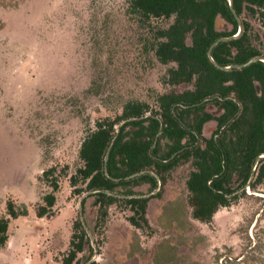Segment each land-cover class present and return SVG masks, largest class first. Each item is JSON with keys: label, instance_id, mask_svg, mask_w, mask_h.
<instances>
[{"label": "rangeland", "instance_id": "374dc122", "mask_svg": "<svg viewBox=\"0 0 264 264\" xmlns=\"http://www.w3.org/2000/svg\"><path fill=\"white\" fill-rule=\"evenodd\" d=\"M33 3L0 0V7L9 13L19 12L21 5L24 8L22 16H7V25L0 22V104L5 119L12 122L5 131L20 136L36 151L34 163L21 169H0V218L8 200L28 209L26 217L10 222L0 264H60L78 219L94 248L91 255L85 246L79 255L81 264L89 259L96 264H264V194L248 192L252 196L219 209L210 223H200L193 219L187 203L188 165L177 168L161 195L150 200L149 231L127 222L131 213L120 200L109 207L105 226H96L94 197L74 193L69 184V176L81 165L82 139L97 120L119 115L128 101L154 105L155 95L165 90L160 80L166 67L154 56L148 29L127 13L125 0L117 19L111 21L118 30L110 26L112 13L99 28L93 15L88 29L81 26L74 37L78 47L69 45L58 9L45 0L29 10ZM37 13L39 18L29 23ZM215 26L218 31L229 29L220 18ZM72 56L80 58L81 68L87 65L75 83L74 76L61 77L58 71L63 60ZM58 91L63 94L57 96ZM60 101L72 107V118L57 119L56 114L64 111L57 107ZM206 111L214 116L221 113L214 104H208ZM53 120L57 131H52ZM205 126L204 136L209 137L216 123ZM50 167L68 177L59 180L51 216L39 219L38 205L50 191L41 176ZM148 188L141 184L133 190L147 194ZM260 189L264 193V182Z\"/></svg>", "mask_w": 264, "mask_h": 264}, {"label": "trees", "instance_id": "16d2710c", "mask_svg": "<svg viewBox=\"0 0 264 264\" xmlns=\"http://www.w3.org/2000/svg\"><path fill=\"white\" fill-rule=\"evenodd\" d=\"M127 13L148 29L156 60L166 67L163 92L154 105L131 100L114 118L95 122L80 144L81 165L69 176L74 193L94 197L96 226L104 227L109 207L120 200L131 213L127 222L146 231L149 202L159 197L171 174L188 165L185 180L187 203L194 220L208 224L221 208L240 199L264 194V63L242 69L221 70L208 58L211 45L220 38L212 59L222 67L264 58V0H125ZM229 29L218 31L216 19ZM181 90H178L181 88ZM214 104L221 113L206 111ZM214 121L209 137L204 127ZM56 167L42 172L50 189L42 197L36 216L50 217L56 204L59 180L66 172ZM255 172L251 179L252 172ZM148 185V193L133 188ZM79 187V188H78ZM251 192V194H248ZM84 203V200H82ZM25 204L8 200L0 218V249L8 242L12 220L26 217ZM93 239L80 219L72 225L67 252L60 264H81ZM98 253V252H97ZM84 264H96L87 260Z\"/></svg>", "mask_w": 264, "mask_h": 264}, {"label": "clouds", "instance_id": "9594fccd", "mask_svg": "<svg viewBox=\"0 0 264 264\" xmlns=\"http://www.w3.org/2000/svg\"><path fill=\"white\" fill-rule=\"evenodd\" d=\"M45 0H34L33 4H29V10L34 6H39L44 3ZM46 3L50 6H54L62 14V19L64 21L65 36L72 47H78L75 44L74 37L78 34L79 28L83 26L85 30L90 26L93 15H95L97 24L99 28L103 25L105 16L112 13L110 17V26L114 30H118L116 24H112V20L117 19V10H120V6L124 5V0H46ZM126 6V5H125ZM24 8L23 5L20 6L19 12L13 10L12 13L7 12L3 7H0V22L7 25L6 17L9 15L17 14L23 15ZM122 12V10H121ZM39 14L37 13L35 17L29 19V23H32L33 19H38ZM119 19L123 20L122 14L119 15ZM3 39V30H0V40ZM80 58L72 56L70 58H65L60 65L58 71L61 77L74 76L76 80L81 79L84 76V68H81ZM128 75H132L129 71ZM59 83V82H58ZM57 87V85H53ZM62 92H57L56 95H62ZM71 93H69V98H71ZM57 107L64 108L63 112H58L56 114L58 120L70 119V113L72 112V107L68 105L65 107V101H60ZM53 124L52 131H57L55 125L56 120L51 122ZM12 122L5 119V110L3 105L0 104V169H21L26 165H30L35 161L36 151L32 144H29L26 140L22 139L18 135L9 136L5 131V128L11 126ZM39 147L36 141L33 142Z\"/></svg>", "mask_w": 264, "mask_h": 264}, {"label": "water", "instance_id": "95a60500", "mask_svg": "<svg viewBox=\"0 0 264 264\" xmlns=\"http://www.w3.org/2000/svg\"><path fill=\"white\" fill-rule=\"evenodd\" d=\"M229 3H230V5H231V0H229ZM235 18L237 19L238 24H239V30H238V33H237L236 35H234L233 37H229V38H220V39L216 40V41L211 45V47L209 48V51H208V58H209L210 61L213 63V65H214L215 67H217V68H219V69H221V70H225V71H228V70H230V69H242V68H245V67L249 66L250 64H252V63H254V62H257V61H261V62L264 63V58L256 57V58H253V59L249 60L248 62H246V63H244V64L232 65V66H229V67H222V66H219V65H218V64L212 59V50H213V48H214L218 43L223 42V41H228V40H230V39H232V38H236V37L239 35V33H240L242 27H241V23H240L239 18L237 17V15H235ZM262 158H264V156H260V157H258V158L256 159L255 165L257 164L258 160H259V159H262ZM254 175H255V172H254V170H253V172H252V174H251V179L254 177Z\"/></svg>", "mask_w": 264, "mask_h": 264}, {"label": "crops", "instance_id": "0c3cea01", "mask_svg": "<svg viewBox=\"0 0 264 264\" xmlns=\"http://www.w3.org/2000/svg\"><path fill=\"white\" fill-rule=\"evenodd\" d=\"M205 128H206V126H205Z\"/></svg>", "mask_w": 264, "mask_h": 264}]
</instances>
